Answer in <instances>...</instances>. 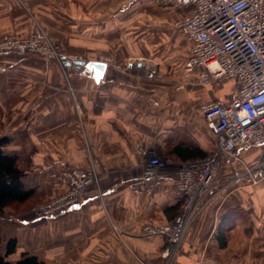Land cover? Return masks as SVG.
Instances as JSON below:
<instances>
[{
	"label": "crops",
	"instance_id": "obj_1",
	"mask_svg": "<svg viewBox=\"0 0 264 264\" xmlns=\"http://www.w3.org/2000/svg\"><path fill=\"white\" fill-rule=\"evenodd\" d=\"M122 4L121 0H0V35H26L37 21L78 60L108 63L96 81L92 67L77 64V59L59 65L45 54H0V135L11 138L5 149L22 152L29 165L43 167L55 159L86 172L96 170L103 179L101 190L89 189L58 215L23 219L17 233H10L15 231L13 224L0 223V233L17 237L19 253L36 254L48 264H144L135 250L160 253L165 246L161 236L129 243L113 222L137 229L147 222L170 221L165 209L180 199L172 169L180 159L167 158L166 146L192 138L205 150L207 130L198 124L199 108L234 95L231 85L223 92L216 82L192 88L186 82L184 66L191 42L174 27L173 8L185 14L189 6L164 3L159 18L136 14L141 5L157 11L156 0ZM140 141L167 161L163 183L151 195L129 186L142 174L143 160L136 154ZM258 152L250 148L241 155L250 163ZM238 163L236 170H243ZM27 174L28 186L56 194L66 189L64 182H53L43 171ZM236 206L242 212L227 229L228 243L222 247L220 219ZM188 231L172 264H197L201 257L264 264V177L257 183L231 184L213 196Z\"/></svg>",
	"mask_w": 264,
	"mask_h": 264
},
{
	"label": "built area",
	"instance_id": "obj_2",
	"mask_svg": "<svg viewBox=\"0 0 264 264\" xmlns=\"http://www.w3.org/2000/svg\"><path fill=\"white\" fill-rule=\"evenodd\" d=\"M161 1L190 7L188 13L181 14L173 23L191 42L184 66L189 76L186 82L195 86L234 80L235 84L230 99H214L202 105L201 113L206 127L215 137L216 149L205 158L178 165L176 190L183 200L180 212L164 224H146L138 234L149 238L161 236L165 241L164 249L151 256L150 264L173 263L187 230L215 194V175L224 157L231 155L244 167L232 174L226 184L234 185L242 180L257 183L264 177V0ZM44 31L38 27L23 36H0V51L50 52L59 65L78 59L57 53ZM250 148H257L259 155L247 163L241 153ZM136 150L145 153L147 160L141 176L129 186L134 192L151 195L163 183L162 169L166 161L144 146ZM62 166V175L73 180L72 197L50 203L42 212L53 213L75 204L78 199L74 195L93 181L90 173L81 172L66 162ZM116 230L122 229L117 225ZM197 264L223 263L215 258L201 257Z\"/></svg>",
	"mask_w": 264,
	"mask_h": 264
},
{
	"label": "rangeland",
	"instance_id": "obj_3",
	"mask_svg": "<svg viewBox=\"0 0 264 264\" xmlns=\"http://www.w3.org/2000/svg\"><path fill=\"white\" fill-rule=\"evenodd\" d=\"M130 1L131 0H121V4L124 2V7H126L125 4L127 2H130ZM156 3H158V10L157 11L156 10L151 11L147 7H143L141 5V8L138 9L136 14H140L141 16H143V15L144 16H146V15H155V16L158 15L159 18H160L161 15L164 14V12L162 11L164 3L160 2V0H156ZM122 9H123V6H122ZM173 10H174V17L175 18H177L178 16L181 15L180 12L175 7L173 8ZM158 20H160V19H158ZM158 22H160V21H158ZM34 25H35L34 29H36L38 27H41L42 31H43V29L45 30L44 33L46 34L45 35L46 39L49 40V41H52L54 43V47L56 48L57 53H60V54H63V55H67L68 58H70V59L75 57L74 54L68 53L63 48V46H62V44L60 42L55 41L54 38L50 35V33L44 28V26L41 23L36 21L34 23ZM143 26H145V25H143ZM15 35L23 36L21 34H16V33H15ZM0 36H3V35H0ZM5 52H17V51H0V54L1 53H5ZM17 53L22 54L20 52H17ZM31 53H33V52H31ZM26 54H28V53H26ZM38 54L49 55L50 57H52L54 59V57L50 54V52H40ZM55 62L57 63L58 61L55 60ZM214 82H216L214 84H217L218 87L223 88V90H222L223 92H226L227 90H229L231 86L234 87V84H235V82L234 81L231 82V80H228V81L226 80L224 82H218V81H214ZM189 87L192 88L194 86L190 85ZM199 112H200V117H199V120H198V124H200L201 127L204 126L206 128V130H207V136H206V140H205L206 143L204 144V146H206L207 148L205 149V151L210 152L211 150L213 151V150L216 149V141H215V138L213 137V135L211 134L209 128L206 127L207 125H205V123H204L203 115L201 113L202 112L201 108H199ZM0 136H2V135H0ZM191 140L195 141L192 138L189 139L188 141H191ZM195 142H197V141H195ZM139 146H144L147 149V151H153L152 148L149 147L147 145V143H145L143 141L142 142L140 141V142L137 143L136 149ZM170 148H171V146L167 145L166 149H165V151H166L165 154H166L167 158L171 157L169 155ZM16 153H18L20 155V162H21L22 169L26 173H29V174H27V176L30 175V173L39 174L41 171H43L47 176L50 177V179L53 182H56V181L64 182L65 185H66V189L64 191L56 194V193H51L49 190H40L39 187H37V195L34 198H32L31 200H29L26 203L13 205L12 207H9L5 211L0 212V223H7V224H13L14 225L15 231H13V229H11L10 230L11 234H13L15 232L17 233V231H16L17 227L21 228V226L19 224L22 222L23 219H30V218L31 219H36V218L47 219L48 217L50 218L51 216L58 215L59 213L63 212L64 210H67V209L71 208L72 206H74L89 189L95 188L96 190H101L103 188V186H102L103 185V183H102L103 179H101L102 176H101V174L99 172H97L96 170H93V169H91L89 172H86V171L82 170L79 167H76V166L74 167L73 166V168H75L77 170H80L81 172L90 173L91 174V178L93 179V181L89 185L84 187V189L80 193L74 195L75 198L78 199L75 204L71 205L70 207L68 206V207H64V208H59V209H57V211H54L53 213H51V212L50 213L42 212L43 208H45L46 205H48L50 203H54L55 201H57L59 199H66L67 200L68 198L72 197L71 193H72V187H73V184H72L73 180H71V178H69V177H65V176L62 175V173H63L62 172V169H63L62 164H63L64 161H60V160L56 161L55 159H52L51 161H49L48 163L43 165V167H40V166L35 165V164L29 165V164H27L26 161L23 162L22 152H20V153L16 152ZM136 154L139 156V158H141L143 160V165H144L146 163V160H147L146 154L143 153V152H137V150H136ZM153 154H154V152H153ZM163 159H165V158H163ZM227 160H228V162H227ZM182 162L183 161H180V163H182ZM235 164L239 166L238 161L235 160L233 157H231V155L229 157L228 156L224 157L223 161L220 163V166L218 167V170H217L216 175H215L216 181H215L214 187H213V192H215L214 196L218 195L219 192H223L224 190H229V188L231 187V185L226 184V182L228 180H230V178L233 176L232 174H234L236 171H238V170H236L237 167H236ZM178 165L172 167V169H174L176 172H177ZM26 170H28L29 172H27ZM221 176H223L224 178H222ZM204 209H203V211H204ZM150 223L164 224L166 222H156V221L154 222V221H152V222H147V223L143 224L140 228H137V229H130V228H125V227L123 228L122 227L121 228L122 230H118V231L116 230V226L118 224L113 222V224L116 225L115 226V230L118 232V234L124 240L126 239L129 243H131V241L134 240V239H137V238L140 239V236L138 234H141L142 228L146 224H150ZM188 230H187V232H186V234L184 236V239L186 238V235L189 232ZM0 234L3 237V240H4L3 243L4 244H6V240L9 237L13 236L11 234H9L10 236H7L6 233H0ZM184 239H183V241H184ZM182 244H183V242H182ZM128 247H130L129 249L132 250V252H134V253H135V251L137 252L136 256L140 257V260L144 264H149L148 261L151 260V256L153 254L155 255L157 253V252L148 250L149 253L145 255V253L143 252V250L147 251V249H145V248H141L140 246H138L140 248H138L137 250L134 251V248H131V246L129 244H128ZM19 249H20V247H19V243H18V250ZM18 253H19V251H17L15 254H13L11 256V260L13 261V263H16V259L19 257ZM141 255L144 256L146 261H144V259H141V257H142ZM221 263L229 264V263H226V262H221ZM45 264H48V263H46V261H45Z\"/></svg>",
	"mask_w": 264,
	"mask_h": 264
},
{
	"label": "trees",
	"instance_id": "obj_4",
	"mask_svg": "<svg viewBox=\"0 0 264 264\" xmlns=\"http://www.w3.org/2000/svg\"><path fill=\"white\" fill-rule=\"evenodd\" d=\"M11 140L9 135L0 136V212L16 204L26 203L37 195L36 186H28L25 183L26 172L21 167L20 155L16 152H9L5 149ZM213 151L207 152L195 141H178L170 148V156H175L180 161H188L196 158H205ZM183 200L180 198L176 202L166 207L165 212L173 220L180 212ZM240 207L228 208L218 225V238L220 245L225 247L228 243L227 229L235 218L240 216ZM0 234V264H14L11 256L18 251V239L15 236L9 237L6 244L3 243ZM15 264H45L38 255L27 251H21Z\"/></svg>",
	"mask_w": 264,
	"mask_h": 264
},
{
	"label": "water",
	"instance_id": "obj_5",
	"mask_svg": "<svg viewBox=\"0 0 264 264\" xmlns=\"http://www.w3.org/2000/svg\"><path fill=\"white\" fill-rule=\"evenodd\" d=\"M77 64L81 65H90L92 70L95 72V79L96 81H100L104 75V72L107 68V62L104 60H97V61H86L82 59L75 60Z\"/></svg>",
	"mask_w": 264,
	"mask_h": 264
}]
</instances>
